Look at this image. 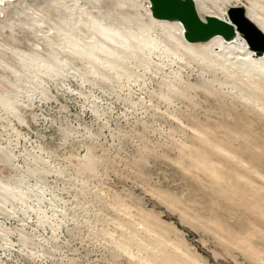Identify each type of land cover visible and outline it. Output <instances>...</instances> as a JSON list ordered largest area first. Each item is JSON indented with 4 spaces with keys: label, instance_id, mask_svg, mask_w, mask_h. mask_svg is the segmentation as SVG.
I'll use <instances>...</instances> for the list:
<instances>
[{
    "label": "rangeland",
    "instance_id": "1",
    "mask_svg": "<svg viewBox=\"0 0 264 264\" xmlns=\"http://www.w3.org/2000/svg\"><path fill=\"white\" fill-rule=\"evenodd\" d=\"M18 1L0 13V61L40 57L17 77L0 63V264H264V92L166 49L145 0H79L154 41L131 76L86 45L75 0ZM250 1L264 0L205 5ZM65 23L86 56L58 48L55 72Z\"/></svg>",
    "mask_w": 264,
    "mask_h": 264
},
{
    "label": "bare ground",
    "instance_id": "2",
    "mask_svg": "<svg viewBox=\"0 0 264 264\" xmlns=\"http://www.w3.org/2000/svg\"><path fill=\"white\" fill-rule=\"evenodd\" d=\"M11 1L14 0H0V13L3 12V8L6 6V4ZM194 1L196 3L197 11L202 18L204 15H213L221 19H227V12L225 8L220 9L218 12H211L208 9L206 10L205 4L207 3H205V1L207 0ZM75 2L76 10H73L72 12L70 11L71 14L79 12L77 11V8H82L83 6L82 3L79 2V0H75ZM238 4H241L245 7L246 15L248 16V18L262 31H264V1H250L248 2V4L234 3V5ZM143 9L144 14H146L147 16L149 15L148 17H150L148 24L149 29L151 30V28H153L154 30L155 28L157 31H159V34L163 39L161 40L162 42H164V47L166 49L181 52L187 58L197 61L198 63L208 69H211L212 71L221 73L224 77H233V79L235 80L248 83L249 85L251 84V86L255 88L257 92H264V53L259 56L254 55V53L248 49L245 40L241 36L238 35L231 40H226L220 35H215L205 41L190 42L183 37V28L179 21L153 18L148 8V0H145ZM88 10L82 8L80 11V15L82 13V15L84 16L83 21H85V25H83L86 28L84 30L85 35L87 34V31H89V35L92 37V40H90L88 44L86 43V45H89L90 43L92 47H95L106 54L109 58L108 61L111 64V68L117 75L131 76L132 70L131 67L128 66V59L135 60L137 58L139 59V61L142 60L144 58L143 50H146L147 48H153V45H155L154 41L148 38V36H146L145 34H141L144 33L142 31L135 34L134 36L132 35V37L131 35L127 36L119 33V28L115 26V22H118L117 19L119 18V13L117 12L115 14H112V21H110L108 25H104V18L96 16ZM30 21H32V19ZM66 24L67 23H65V25ZM19 27H21V25ZM57 27L61 26L56 25L53 33L49 35L50 39L48 40V43L51 46L49 49H47L46 61L43 60L44 62H46L45 68L51 69L55 72L59 70L58 64H60V56L59 53H57L58 48L61 47V49H64V51L68 53V55H66V57L68 58H70V56H72L74 53H84V50L78 51L74 46L77 43V40L76 35L72 30L73 26L66 25L65 27H67V29L63 31L64 33L59 32ZM146 32L148 31H145V33ZM123 35L125 37H123ZM67 43L73 44V47H65L64 45H68ZM12 50L13 49H11V51ZM16 50L17 49L14 48L12 54H18L17 58H19V60L16 61V63H19L18 67L12 68L13 66H11L10 68L9 65L3 63L6 60L5 58H3V64L0 61L1 65L4 66L6 70L8 68L10 71H12L14 73L12 74L15 77H17L16 73L18 72H28L29 70L34 69L33 72L35 73V64H38L40 56L36 52L21 53ZM56 53L57 55L55 56ZM84 56H86V53H84ZM37 69L39 70V72L41 71L40 68Z\"/></svg>",
    "mask_w": 264,
    "mask_h": 264
},
{
    "label": "water",
    "instance_id": "3",
    "mask_svg": "<svg viewBox=\"0 0 264 264\" xmlns=\"http://www.w3.org/2000/svg\"><path fill=\"white\" fill-rule=\"evenodd\" d=\"M148 8L153 18L179 21L187 41H205L215 35L231 40L239 35L254 55L264 53V31L248 18L243 5L229 6L227 19L213 15L202 18L194 0H148Z\"/></svg>",
    "mask_w": 264,
    "mask_h": 264
}]
</instances>
